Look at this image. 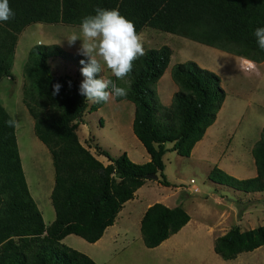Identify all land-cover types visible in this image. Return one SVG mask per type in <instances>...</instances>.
<instances>
[{"label":"trees","instance_id":"16d2710c","mask_svg":"<svg viewBox=\"0 0 264 264\" xmlns=\"http://www.w3.org/2000/svg\"><path fill=\"white\" fill-rule=\"evenodd\" d=\"M15 15L0 22V80L13 78L15 46L19 33L33 23L81 27L83 18L97 7L118 9L135 25L139 34L145 27L183 36L224 52L255 62L264 60L254 31L264 27V0H9ZM72 54L58 44L37 43L22 68V102L33 119V132L48 149L53 171L50 201L54 220L45 225L30 194L18 151L13 119L0 101V264H96L89 256L61 243L74 234L89 243L97 241L112 225L124 203L144 184L146 175L160 176L169 186L163 170V155L169 149L189 156L192 148L215 121L225 92L214 72L193 61L176 63L170 70L177 86L169 105L158 99L156 83L164 74L171 48H149L133 62L124 80L111 74L124 87L125 99L134 106L132 131L144 146L149 160L133 162L125 152L107 158L103 164L77 134L86 112L104 103H92L79 92L85 79L52 72L49 59H68ZM78 56L77 66L82 69ZM99 77V73L96 74ZM59 83L58 95H52ZM89 103V104H88ZM166 143H170L169 148ZM256 175L238 179L213 166L209 179L244 193L264 191V126L251 149ZM190 219L181 207L151 204L140 219V235L148 248L178 232ZM264 245V225L242 230L231 226L214 240V252L222 259H234L242 252Z\"/></svg>","mask_w":264,"mask_h":264},{"label":"rangeland","instance_id":"374dc122","mask_svg":"<svg viewBox=\"0 0 264 264\" xmlns=\"http://www.w3.org/2000/svg\"><path fill=\"white\" fill-rule=\"evenodd\" d=\"M73 34L79 36L81 27L41 22L26 26L15 46L11 68L13 78L0 80V101L15 121L18 151L26 182L45 225L54 220L49 196L54 171L49 151L34 135L33 119L21 99L22 68L33 45L58 44L72 56L68 59L50 58L48 63L52 72L83 79L77 66L78 56H83L80 53L82 41L78 39L70 44L67 38ZM139 34L144 50L165 44L171 48L169 64L156 83L161 102L169 98L171 101L177 90L170 76V70L176 63L193 61L218 75L225 97L217 120L193 155L182 156L172 150L164 153L163 173L170 185L164 187L160 184L158 174L157 180L146 178L147 185L135 191L133 198L126 201L118 213L115 223L118 226L117 235H112L114 240L108 237L94 244L69 234L61 243L88 255L96 264H215L217 257L213 251V239L216 236L240 219L246 227L264 223V192L244 193L209 179L210 170L215 165L238 179L256 174L251 149L264 126V62L257 67L254 63L252 67L243 64L241 59V65L240 58L235 55L150 27H145ZM111 74V70L105 67L99 77L108 79ZM122 100L117 101L114 97L97 110L84 113L80 120L82 123L77 127L81 144L103 164H107L108 160L97 154L100 150H105L112 157L125 152L136 163L146 162L149 158L132 131L134 106L128 100ZM190 179L194 180L197 191H194ZM163 195L168 205L184 207L191 221L172 235L171 238L175 240L172 246L148 248L142 242L138 219L146 207L161 202ZM194 200H198L196 204ZM217 200L224 204L233 203L224 216L217 213ZM250 207L251 215L247 217ZM194 214L204 221H199L200 227L194 226ZM126 225L130 229L124 234L120 227ZM204 225L214 226L213 231L207 233V226ZM223 262L236 264L235 261ZM237 264H264V245L253 251L242 252Z\"/></svg>","mask_w":264,"mask_h":264},{"label":"clouds","instance_id":"9594fccd","mask_svg":"<svg viewBox=\"0 0 264 264\" xmlns=\"http://www.w3.org/2000/svg\"><path fill=\"white\" fill-rule=\"evenodd\" d=\"M15 15L9 0H0V22L8 21ZM257 44L264 50V27L254 31ZM70 44L78 39L82 41L80 53L88 57L81 60V73L85 78L79 92L92 103H108L114 97L127 95L124 87L117 86L112 80L96 78V74L104 72V68L111 70L119 80L131 72L133 62L145 54L142 37L137 33L132 21L123 16L118 9H103L97 7L94 15L83 18L81 34L71 35L67 38ZM52 95H58L61 85L53 86ZM9 127L15 126V121L9 119Z\"/></svg>","mask_w":264,"mask_h":264},{"label":"crops","instance_id":"0c3cea01","mask_svg":"<svg viewBox=\"0 0 264 264\" xmlns=\"http://www.w3.org/2000/svg\"><path fill=\"white\" fill-rule=\"evenodd\" d=\"M23 31V30H22ZM21 31V32H22ZM20 32V33H21ZM19 33V34H20ZM18 37H19V35H18ZM15 52V51H14ZM230 54V53H229ZM233 55V54H232ZM235 56H237V55H235ZM237 57H239L240 58V63H241V59H242V63L243 64H246V65H250V66H254L253 64L255 63L256 64V66L255 67H257V66H259V65H261L263 62H264V60L263 61H261V62H255V61H252V60H249V59H247V58H244V57H241V56H237ZM241 63V65H243ZM256 69V68H255ZM249 71V70H248ZM176 91V90H175ZM174 91V92H175ZM158 93V92H157ZM158 98H159V101H160V97H159V93H158ZM125 99H123L122 101H124ZM167 101H163V102H161L160 101V103L162 104V105H169L170 104V98L169 99H166ZM121 102V101H120ZM133 120V119H132ZM216 120L217 119H215V121L206 129V131H205V133H204V135H203V137L198 141V142H196V144L194 145V147L192 148V150H191V153H190V155H193L194 154V151L196 150V149H198L199 148V146H201L203 143H204V141H205V137H206V135L208 134V132H209V130H210V128L213 126V124L216 122ZM171 146V144L169 143V146L167 145V143H166V147L167 148H169ZM169 150V149H168ZM167 150V151H168ZM189 155V156H190ZM148 160H149V158H148ZM147 160V161H148ZM164 163V162H163ZM256 175V174H255ZM254 175V176H255ZM213 182V181H212ZM214 183H216V182H214ZM216 184H218V183H216ZM145 185H147L145 182H144V184L142 185V186H145ZM218 185H221V184H218ZM142 186H140L136 191H138ZM164 186V185H163ZM164 187H167V186H164ZM238 191V190H237ZM262 192H264V191H262ZM253 193V192H252ZM165 195V194H164ZM162 196V198H161V202L160 203H162V204H164V205H166V206H168V207H175V206H172L171 204V206L170 205H168V203H166V202H164V200L166 199L167 200V198L165 197V196ZM167 195V194H166ZM195 202V204H196V201H198V200H194ZM158 202V201H157ZM155 203V202H154ZM153 204V203H152ZM230 204H233V203H228V204H224L223 202H221L220 200H217V202H216V205H218V211H217V213H218V215L220 216H224V213H227V210L229 209V208H231L230 207ZM150 206V205H149ZM148 206V207H149ZM184 206V205H183ZM183 209H184V207H182ZM147 209V207L145 208V210ZM233 209H235V207L233 208ZM253 209H254V207H253ZM252 209V210H253ZM145 210L143 211V213L145 212ZM194 210H196V208L194 207ZM121 211V210H120ZM119 211V212H120ZM254 211V210H253ZM118 212V213H119ZM187 212V211H186ZM261 213H262V209H261V211H260ZM143 213H142V215H143ZM245 213H246V211H245ZM247 217L249 216V215H251V207L249 208V210L247 211ZM142 215L139 217V219H138V221H139V225H140V219H141V217H142ZM117 216H118V214H117ZM117 216H116V218H117ZM246 216V215H245ZM244 216V217H245ZM116 218H115V221H114V223L112 224V225H110V226H108L106 229H105V231H104V233L102 234V236L97 240V241H95V242H93L94 244H99V243H101L102 241H103V239H106V238H112V235H114V236H116L117 235V225L115 224L116 223ZM262 219V218H261ZM241 220V219H240ZM240 220L238 221V223H236L235 225H238L242 230H248V229H253V228H255V227H257V225H255V226H253V227H246V226H243V224H244V222H243V224H241V222H240ZM244 220H246L245 218H244ZM138 221H137V224H138ZM191 221V216H190V219H189V221L185 224V225H187V224H189V222ZM199 221H203L202 220V217H198L196 214H194V226H197V227H200L199 226ZM261 221V220H260ZM204 222V221H203ZM207 224L208 225H210L208 222H207ZM184 225V226H185ZM208 225H204V226H207V228H206V230H207V233H209V231L211 232V231H213V228H214V226L213 227H211V226H208ZM245 225V224H244ZM259 225H264V223H262V222H260V223H258V226ZM139 228H140V226H139ZM128 229H130V227H128V225H126L125 227H120V230H122V232L124 233V234H126V232L128 233ZM228 230V229H227ZM226 230V231H227ZM225 231V232H226ZM108 232V233H107ZM111 232V234H109ZM224 232V233H225ZM113 233V234H112ZM177 233V232H176ZM175 233V234H176ZM224 233H222V234H220V235H223ZM175 234H173V235H175ZM220 235H218V236H220ZM218 236H216L214 239H213V246H214V240L218 237ZM171 237H173L172 235L170 236V237H168L166 240H164V241H162L158 246H156V247H153V248H157V247H162V246H164V245H169V246H172L173 244H174V242H175V240H174V238H171ZM142 239V238H141ZM112 240H114V238H112ZM143 242V241H142ZM145 246V245H144ZM146 247V246H145ZM213 251H214V249H213ZM215 257H217L216 258V263L215 264H222V263H224L223 262V260L224 259H222L218 254H216L215 253ZM88 256V255H87ZM239 259H241V253L240 254H238L234 259H228V260H226V261H235V263L237 264V262L239 261Z\"/></svg>","mask_w":264,"mask_h":264},{"label":"water","instance_id":"95a60500","mask_svg":"<svg viewBox=\"0 0 264 264\" xmlns=\"http://www.w3.org/2000/svg\"><path fill=\"white\" fill-rule=\"evenodd\" d=\"M146 178H151V179L157 180L158 179V175L155 174V173H150V174L146 175Z\"/></svg>","mask_w":264,"mask_h":264},{"label":"built area","instance_id":"2783aa9c","mask_svg":"<svg viewBox=\"0 0 264 264\" xmlns=\"http://www.w3.org/2000/svg\"><path fill=\"white\" fill-rule=\"evenodd\" d=\"M190 183L193 185V189H194V191H197L198 188H197L196 185H194V180H193V179H190Z\"/></svg>","mask_w":264,"mask_h":264}]
</instances>
